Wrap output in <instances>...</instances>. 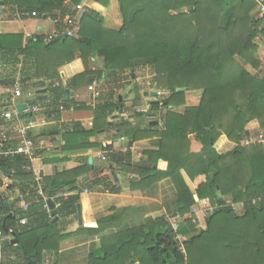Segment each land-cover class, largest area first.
<instances>
[{"label": "trees", "instance_id": "obj_1", "mask_svg": "<svg viewBox=\"0 0 264 264\" xmlns=\"http://www.w3.org/2000/svg\"><path fill=\"white\" fill-rule=\"evenodd\" d=\"M90 2L109 6V0ZM80 3L0 0V8L11 22L43 17L56 20L55 36L48 39L43 35L26 38L22 32L0 33V89L10 88L17 78L22 87L32 91L42 89L41 79L54 81L58 86L44 88L49 99L45 114L58 119L60 107L78 108L73 97L76 90L90 86L94 80L106 81L107 87L101 88L97 97L90 130L72 123L68 132L56 128L41 132L36 139L60 134L62 153L95 148L89 138L111 129L116 136L128 138L129 145L156 139L157 149L144 152V160L133 164L128 153H111V146L101 149L111 164L137 176L129 185L131 191L169 180L176 191L174 215L183 219L176 232L160 218L146 228L104 239L99 249L90 252L87 264H264V145H241L249 137V124L256 123L264 132V45H258L260 39L264 41V15L259 16L257 3L118 0L122 18L119 30L104 28L98 12L85 10L76 35L70 37L65 32L74 30L77 22L72 20L73 12L67 5L77 7ZM95 57L101 60V66L92 70L86 65ZM76 58L82 60L85 71L63 85L58 70ZM145 77L154 78L169 96L161 103L150 101L149 112L138 116L149 119L166 109L161 127L156 123L141 129L123 119L109 124V118L123 112L124 102L119 97L128 87L135 94L134 101H139V85L131 83ZM178 89L184 91L178 93ZM8 106V100L0 105V115L10 110ZM5 123L0 116V131ZM191 135L201 145L198 153L190 151ZM222 136L236 147L219 155L215 144ZM16 146V141L0 140V150ZM158 161L167 164L164 171L157 169ZM93 169L86 162L81 168L37 181L25 158L0 157V187L3 178L11 183L0 192V231L3 237L16 240L15 245L5 243L10 251L0 264H42L45 252L58 249L62 236L37 194L39 184L48 198H55L57 215L69 218L76 213L79 197L59 196L77 190L78 178ZM182 172L192 182L194 192ZM84 181L112 194L120 191L111 177ZM15 191L31 202L26 211L16 199L10 203ZM226 199L243 204L242 213L235 215ZM195 206L201 210L217 208L204 219V229L190 217ZM22 219L27 220L26 225L19 224ZM81 231L99 233L84 228ZM177 236L185 240L179 241Z\"/></svg>", "mask_w": 264, "mask_h": 264}, {"label": "crops", "instance_id": "obj_2", "mask_svg": "<svg viewBox=\"0 0 264 264\" xmlns=\"http://www.w3.org/2000/svg\"><path fill=\"white\" fill-rule=\"evenodd\" d=\"M67 8L71 10L72 20L77 22V27L74 30H67L65 33L70 32V37L76 35L78 29V22L82 13L85 10H92L98 12L103 18L104 28L112 31H117L122 26V18L119 10L118 0H109V6L103 8L101 5L90 2V0H81L79 6L67 5ZM58 17V15H56ZM50 24V27L45 31L44 27H36L33 33L21 29H12L5 33H16L21 31L26 38L34 37L38 35L45 36L46 39L55 36L54 20L50 17L40 18V21ZM35 21L31 19L28 21H21L27 23L28 27L30 23ZM1 23L10 24L11 21L6 20L4 12L0 16ZM26 25V24H25ZM33 24H31L32 26ZM1 33V32H0ZM74 34V35H73ZM68 35V34H67ZM29 36V37H28ZM92 70H97L101 66V60L97 57L90 59L86 65ZM85 71V65L82 60L76 58L71 63L61 67L58 70V76L64 85L70 79L82 74ZM146 78V77H145ZM142 79H136L131 83L133 85H139L142 98L143 93L146 90H142ZM103 80H94L88 87H81L73 93L74 100L78 104V108L63 109L58 112V119H54L51 116L46 117V106L49 104L48 95L46 89L40 88L32 92V97L28 96V93H22L20 98L15 99L17 104H25L28 106H35L37 111L32 114L20 115L18 120L6 122L3 130L0 134L5 133L8 137L12 138V142L15 139L14 126H28L29 133L36 143L40 146V156L31 163L32 173L37 181L43 178H49L54 173L61 174L81 168L86 162L94 169L84 176L78 178L77 190L73 192H65L61 194L60 198H67L78 195L80 215L78 217L77 209L76 213L69 218H60L57 214L54 222H56V228L59 231L62 238L58 242V249L52 252H45L43 254L42 264H87L88 256L94 249H99L104 239H110L118 233L129 231L132 229L146 228L151 226L157 219L164 218L166 221L176 216L174 215L173 205L176 201V191L173 184L169 180H162L156 185L143 190H130L129 185L138 178L136 175L126 173L116 164L109 162V158L104 157L106 154L102 151V147L111 146V153L124 154L128 153L130 163H138L144 160V152L155 151L157 149L156 139L139 140L129 145L128 138L123 137L121 134L116 136L114 129L107 130L104 133L98 132L95 136L89 138L88 142L97 145L95 148H91L85 151H76L69 153H62L60 148L64 145L60 134L52 136L47 134L45 137L39 140L36 137L41 132H52L56 128L63 127L64 132H68V128L72 123H78L80 126L88 131L93 127L94 108L96 105L97 97L95 92L101 91V85H104ZM28 89L27 87H22ZM44 90V91H43ZM42 91V92H39ZM152 92V91H150ZM126 95V99H122L125 108L129 102L135 99V94L131 92L130 88L125 91L123 96ZM122 96V97H123ZM37 97L41 98V101H36ZM128 100V101H127ZM145 100V99H144ZM38 102V103H37ZM150 101L146 103L149 104ZM124 108V109H125ZM116 116H112L107 120L111 125L117 124L120 119L130 120L133 126L144 129L147 124L156 122L160 128L162 125V118L154 116L149 119L138 116L139 113H145L146 110L133 111L131 114L125 111ZM157 118H160L159 120ZM58 126V127H57ZM247 130L249 132L248 139H252L253 133L258 132V125L251 123L248 125ZM247 139V140H248ZM190 151L198 153L201 150V145L194 140L193 136H189ZM58 142L59 144H56ZM235 148V144L229 142L224 136L220 137L216 144L215 150L219 155L227 154ZM139 150V152H138ZM128 151V152H126ZM138 152V153H137ZM91 159V164L89 163ZM167 164L163 161H158L157 169L164 171ZM182 177L186 185L194 192L193 184L187 175L182 172ZM111 177L116 187H119L120 191L116 194H112L101 187H93L84 181V178L93 180L95 178ZM3 186L0 187V192H3L7 185L11 184L8 179L3 178ZM38 196H40L44 203L50 200L54 205V209L57 212L59 205L55 203L53 198H48L42 192V185L39 184L37 190ZM195 195V194H194ZM196 196V195H195ZM18 201V205L22 207L27 206L31 202L26 199V195L15 191L10 198V203ZM227 202H231V200ZM7 203V206L10 205ZM237 204V203H235ZM240 204V203H238ZM193 209H199L197 206ZM48 210V209H47ZM49 212V211H48ZM110 219H112L110 221ZM204 220L198 218V228L203 229L205 226L202 224ZM94 225V227H92ZM204 226V227H203ZM203 227V228H202ZM99 230L98 234L89 231H81L82 229ZM180 237V241H184L185 238ZM12 236L3 237L1 240V252L3 261L7 259L9 255V249L5 248V243L10 241L12 244ZM138 264V263H133Z\"/></svg>", "mask_w": 264, "mask_h": 264}, {"label": "built area", "instance_id": "obj_3", "mask_svg": "<svg viewBox=\"0 0 264 264\" xmlns=\"http://www.w3.org/2000/svg\"><path fill=\"white\" fill-rule=\"evenodd\" d=\"M257 3L258 6V14L259 16L264 15V0H254ZM32 17H36L35 13H31ZM54 24L56 23V20L53 21ZM69 23H71L69 21ZM70 32H67L68 36ZM29 37V36H28ZM41 83L42 88H46L47 86H52L53 88L58 86L57 83L50 79H41L39 80ZM141 88H143L141 86ZM100 92H95V97H99ZM22 96V85L20 80L17 78L15 80V83L13 86H11L8 89H0V105L2 103H6L8 100L9 103V109L7 111H2L1 112V118L4 119L6 122H11L13 120H18L19 116L21 115L15 110V106L17 103L15 102V99L20 98ZM28 96L32 97L31 93H28ZM63 107H60L59 110H63ZM37 111L35 106H28L26 110L23 112L25 114H32ZM14 132H15V139L14 141L17 142V146L15 148L12 147H7L4 150H0V157L2 158H14L17 156H21L31 162L32 160L38 158L40 156L39 151H40V146L35 142V140L31 137L29 133V128L28 126H21V125H16L14 126ZM0 140L2 141H11L12 138L8 137L5 133L0 134ZM128 152V151H126ZM29 170V169H28ZM226 205L230 207L235 215L241 214L242 211L244 210V205L243 204H235L232 202H227ZM46 208V205L44 206ZM27 206L22 207L23 211H26ZM217 208H210L207 210H201V209H192L190 217L193 219V223L196 224V220L198 221V218H201L204 220L207 216L211 215ZM194 217V218H193ZM182 217L179 215L173 216L167 220V223L171 227L173 231L178 230L179 223L182 222ZM27 220L22 219L20 220L19 224L20 225H26ZM3 238V235L0 231V262H2V252H1V240ZM177 240L180 241V237L176 238Z\"/></svg>", "mask_w": 264, "mask_h": 264}, {"label": "rangeland", "instance_id": "obj_4", "mask_svg": "<svg viewBox=\"0 0 264 264\" xmlns=\"http://www.w3.org/2000/svg\"><path fill=\"white\" fill-rule=\"evenodd\" d=\"M15 21L16 22H11L10 24H7L6 22L5 23H1L0 22V32L3 33V34H5L6 31H10L12 29H21L23 26H25L23 30H25V31L27 30L28 32L33 33V31L36 30V27H39V26L40 27H44L45 28V31H47V29L50 27V24L48 22L44 23V22H42L43 20L40 21V18L39 19H35V21H33L32 23H30V26L29 27L27 26L28 25L27 23H22L19 20H15ZM31 24H33V25L31 26ZM18 32H21V31H18ZM258 45H264L263 39H260V41L258 42ZM136 74H139V73L136 72ZM140 79H142V78H140ZM140 83H141V85H143L142 86L143 87L142 88L143 91L144 90H146L145 92L154 91V92L157 93V96L154 97V98H150V97H144V98H142V96H141L142 93L140 92V99H139L138 102L137 101H134V100H132V101H128L127 100L129 102V104H128V106L126 108L124 106V108H125L124 110L125 111H128L126 113H130L131 114L133 111H135V112L138 111V110L141 111L142 109H145L146 112H149L148 111L149 110L148 104L146 103L147 101H157V102L161 103L162 101H164L169 96V93L165 89H160L159 88V86L156 84L154 78L153 79L150 78V77L143 78ZM105 85H107V82L104 85H101L100 88L107 87ZM129 88H131V87H128V89ZM23 90H24V93H26V94L27 93H31L32 94V92H33L31 89H26L25 90V89L22 88V93H23ZM180 109H182V108H180ZM165 110L166 109L160 110V112L157 114V117L158 116L159 117H163V115L165 113ZM157 119L159 120L160 118H157ZM38 143H39V141H38ZM257 143H261L260 145H264V132L262 130H259V128H258V132H256L255 134L253 133L252 139H248L246 141H243L241 145L242 146H248V145L257 144ZM235 147H236V145H235ZM138 152H139V150H138ZM229 200L230 199H228V201ZM197 226H199V225H197Z\"/></svg>", "mask_w": 264, "mask_h": 264}, {"label": "water", "instance_id": "obj_5", "mask_svg": "<svg viewBox=\"0 0 264 264\" xmlns=\"http://www.w3.org/2000/svg\"><path fill=\"white\" fill-rule=\"evenodd\" d=\"M2 13H3V9L0 8V16L2 15ZM43 91H44V90H43ZM183 91H184L183 89H178V90H177L178 93H181V92H183ZM39 92H42V91H39ZM143 96H144V97L154 98V97L157 96V93L154 92V91H152V92H144V93H143ZM41 98H45V97H38L37 100H41ZM126 98H127L126 95H124L123 97H119V101H122V99H126ZM26 108H27V105H25V104H17V105L15 106V110H16L18 113H20L21 115L25 114V113H23V112L26 110ZM151 124H152V125H155L156 122H152ZM56 144H59V143L56 142ZM89 163L91 164V159H89ZM193 198H194L195 202H197V200H198V199H197V196L194 195ZM45 205H46V208L48 209V211L50 212L51 217L53 218L52 222H54L55 217H56V214H57L56 210L54 209V205L52 204V202H51L50 200H47V201L45 202ZM76 209H77V213H78V217H79V215H80V210H79V209H80V208H79V205H77V204H76ZM92 227H94V225H93ZM12 244H13V245L16 244V240H15V239H13Z\"/></svg>", "mask_w": 264, "mask_h": 264}, {"label": "clouds", "instance_id": "obj_6", "mask_svg": "<svg viewBox=\"0 0 264 264\" xmlns=\"http://www.w3.org/2000/svg\"><path fill=\"white\" fill-rule=\"evenodd\" d=\"M177 237H179V236H177Z\"/></svg>", "mask_w": 264, "mask_h": 264}]
</instances>
